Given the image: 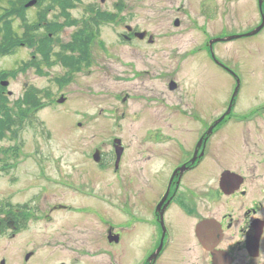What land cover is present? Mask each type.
<instances>
[{"label":"flooded vegetation","instance_id":"af4514ba","mask_svg":"<svg viewBox=\"0 0 264 264\" xmlns=\"http://www.w3.org/2000/svg\"><path fill=\"white\" fill-rule=\"evenodd\" d=\"M107 1L85 4L90 16L73 41L63 45L67 51L49 48L44 58L49 64L56 57L72 73L102 62L94 58L91 46L105 25H113L117 39L129 47L125 78L131 90L124 102L133 111L122 114L129 120L128 135L116 131L84 153L95 164L92 176L88 167L74 171L73 166L70 171L65 160L70 153L65 149L63 153L61 183L66 184L69 175L77 176V188L68 184L66 188L93 199L94 216L103 224L99 233L103 243L91 255L95 264H264V99L258 101L257 95L245 99V68L219 58L221 46L264 34V0H193L202 22L197 20L200 14L187 23L178 15L170 23L160 22L159 31L132 24L125 0L115 1L114 10L105 8ZM160 1L163 12L171 7L180 13L184 7L183 1L179 6L175 0ZM194 28L199 31L196 38L202 36L200 45L182 51V30ZM34 39L43 37L37 33ZM160 41L161 47L153 52L167 59H160V71H165L166 62H174L168 71L177 76L185 67L180 70L183 58L203 55L204 62L210 61L233 80L230 97L215 109L213 98L200 94L199 76L211 72L206 70L207 61L187 87L189 92L184 93L175 79L166 82L162 96L143 90L150 69L142 65L144 60L133 58L139 51L135 47L157 46ZM111 58L112 54L107 59ZM105 61L98 68L111 72ZM250 73L263 83L264 72ZM136 121H141L139 128ZM19 152L0 149V174L8 176L0 181V264H82L88 254L85 241L80 234L65 232L76 207L49 203L45 192L21 197L16 187ZM40 158L44 160H37L34 167L47 181V161ZM106 170L112 175L108 190L98 188V173ZM58 219H65L64 231L49 232L48 225Z\"/></svg>","mask_w":264,"mask_h":264},{"label":"rangeland","instance_id":"374dc122","mask_svg":"<svg viewBox=\"0 0 264 264\" xmlns=\"http://www.w3.org/2000/svg\"><path fill=\"white\" fill-rule=\"evenodd\" d=\"M91 1L77 2L76 7L67 9L66 14L62 13L63 10L57 5L53 9H47L45 23L55 22L57 29L61 28L58 37L57 35H49L47 45L50 48L57 52L67 51V49H63V45L73 41V35L82 27L84 18L90 16L86 14L85 4ZM96 1L99 2V0ZM115 1L117 0H108L105 8L114 10L113 3ZM181 1L184 2V7L180 13L175 12V9L171 7L167 12H163L161 10L162 1L160 0H125V3L132 10V24H139L142 27L150 26L149 28L155 31L161 29L160 22L170 23L178 15L182 16L187 23L193 19V16L200 14L197 20L202 22L200 8L196 9V12L194 11L193 0L190 1L191 4L188 0H175L174 4L179 6ZM2 6L6 5L3 4ZM39 10V6L28 9V17L34 23L39 19ZM248 20L249 26L253 24L252 18ZM40 21L44 23L42 19ZM223 21L225 22L227 19ZM15 25L19 37H23L25 26L22 25L19 18L16 19ZM244 26L249 27L246 24ZM39 28L41 32L47 31L42 26ZM53 30L56 31L55 28ZM100 31L99 38L93 41L91 53L97 60L100 59L102 62L106 60L105 64L111 66V72L101 71V67L100 69L98 67L102 62H94L90 67H84L78 72L72 73L63 66V63L61 65L60 62H57L56 57L52 58V61L55 62L48 64L41 53H37L35 47L27 43L18 44L17 47L0 56V72L10 73L9 77L6 78L10 83L9 87L6 88V93L11 91L12 95L9 96L5 93L9 100L7 108L14 111L13 113H18L21 101L27 93L32 96L35 94L37 96L35 99L46 104L34 114V117H31V112L28 113V122L20 127L16 133L17 140L12 129H5V134L0 137V149L4 147L5 151L10 152V150L13 151L14 148H17V151H20L17 158L15 157L16 161H21L19 169L17 167V193L26 198L34 193L45 192L48 194L49 203H71L76 207L70 215L69 230L65 232L71 235L80 234L79 237L85 241V251L88 254H86L82 264H95V258H92L91 255L94 254L93 248L103 243L99 237L103 224L94 216L93 199L78 197L74 189L66 188V184L77 188L76 186L80 182H78L77 176L69 175V180L64 182L66 184L61 183L64 176V149L70 153L69 159H65L70 171H72L71 167L73 166L74 171L88 167L92 169L90 174L92 176L95 164L93 165L84 153H89L100 140L109 139L116 131L120 136L126 137L129 120L127 117H122V114L133 111L131 107L128 109L129 104L124 102L126 94L131 90V84L125 78V69L127 68L125 64L128 57L130 58L129 47L117 39L113 25L102 26ZM182 32L185 33L180 41L182 51L191 50L194 48L193 46L200 45L202 36L199 34V37L196 38L198 30L194 28L182 30ZM161 43L163 42L157 43V46L140 45L135 47L139 51L134 52L133 58L137 61L144 60L142 65H147L150 69L149 73L146 74L143 90L153 89L157 96H162L161 90L166 82L175 79L181 84L184 93L189 92L191 90L189 88L194 82L193 77L197 76L200 70L205 69L207 60L204 62L203 55H190L182 59L180 70L184 65L185 67L177 76L168 71V69L173 68L174 62H166L165 71H160V59L163 61L167 59L153 56V52L156 48L161 47ZM98 44H102V47ZM37 45L36 42V47ZM104 49L106 50L103 51ZM113 53H117L118 58ZM111 54L112 58L108 60L107 58ZM219 54V58L245 68L244 79L246 84L243 97L249 99L257 95L258 101L263 100L264 81L261 83L260 76L252 75L250 71L264 72V34L225 44L221 46ZM49 59L51 60V57ZM116 59L118 60L116 61ZM33 60H36V64L32 63ZM206 70H211V72L199 76L200 94L211 96L216 109L218 104L230 97L234 82L210 61H207ZM67 75L70 77H66ZM61 96L66 97V101L59 104L57 100ZM158 108L157 106L156 110ZM22 109L26 110L27 106H23ZM88 114L89 116H85ZM31 118L33 119L30 122ZM79 120L83 124L81 127H79ZM78 122L79 124H77ZM146 122H150V125L154 123L152 121ZM135 123V128H139L141 121ZM39 156L44 157L47 161L49 177L47 181L38 177L37 170L40 171V169L34 167L37 166L34 164L37 160H44ZM98 174L97 177L100 180L98 188L108 190L112 177L111 171L106 170ZM7 179L8 176L0 174L1 182H5ZM88 208L91 209L88 210ZM64 220L61 222V219H58L51 227L48 225V231L58 233L60 232L56 231L58 228H62L64 231ZM73 220L77 222L74 225ZM69 250L71 249L69 248Z\"/></svg>","mask_w":264,"mask_h":264},{"label":"trees","instance_id":"16d2710c","mask_svg":"<svg viewBox=\"0 0 264 264\" xmlns=\"http://www.w3.org/2000/svg\"><path fill=\"white\" fill-rule=\"evenodd\" d=\"M29 1L30 0H0V9H2V11H0V56L7 53L10 49L17 47L18 44L24 42L34 46L37 52L41 53L43 57H46V52H48L50 48L47 45V39H49L50 33L52 35H57L58 37V33L61 28L58 30L56 27L57 23L55 22H49L46 27L42 23V27L46 28L47 32L39 33L38 30H33L34 27H32V25L35 23L28 17V9L25 7V4ZM76 2L77 0H37L40 7L38 21L40 19L45 20L47 16V9H53V7L57 5L63 10L62 13L66 14L67 9L74 7ZM3 4L6 6H2ZM17 18H19L22 25L25 26L23 37H19V34L17 33V27L15 25ZM39 23H41V21L38 22V26ZM51 24L54 26L50 27ZM36 25L37 24H35V26ZM54 28L56 31L53 30ZM37 33L43 37L42 40H33V36ZM36 42L38 44L37 48L39 51L36 48ZM46 47H48V49ZM9 75L10 73L5 71L0 72V82L1 80L8 78ZM4 90L5 88L1 87L0 84V137L5 134V129H12L13 132H15V129L21 124V120L24 117H28V113L38 105V99H35L37 96L35 94L32 96L30 93H27L21 101L18 113H13L14 111L7 108L9 100L4 93ZM23 106H27V109L23 110ZM30 120H32V118Z\"/></svg>","mask_w":264,"mask_h":264},{"label":"water","instance_id":"95a60500","mask_svg":"<svg viewBox=\"0 0 264 264\" xmlns=\"http://www.w3.org/2000/svg\"><path fill=\"white\" fill-rule=\"evenodd\" d=\"M36 0H32V1H30V2H28L27 4H26V7H32L33 5H35L36 4ZM144 33H142V34H140V37H144ZM1 85L3 86V87H8L9 86V82L8 81H2L1 82ZM9 95H12V92H9ZM58 102L59 103H63V102H65V98L64 97H62V98H60L59 100H58Z\"/></svg>","mask_w":264,"mask_h":264}]
</instances>
